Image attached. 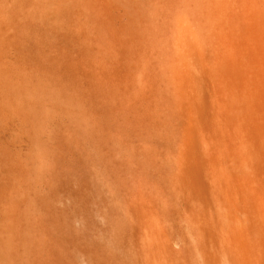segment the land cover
<instances>
[{
	"label": "rangeland",
	"instance_id": "1",
	"mask_svg": "<svg viewBox=\"0 0 264 264\" xmlns=\"http://www.w3.org/2000/svg\"><path fill=\"white\" fill-rule=\"evenodd\" d=\"M186 1L0 0V264H264V0H231L207 51L170 44L165 86L153 49ZM147 60L125 145L86 134L89 100L131 98ZM42 144L60 156L35 192Z\"/></svg>",
	"mask_w": 264,
	"mask_h": 264
},
{
	"label": "bare ground",
	"instance_id": "2",
	"mask_svg": "<svg viewBox=\"0 0 264 264\" xmlns=\"http://www.w3.org/2000/svg\"><path fill=\"white\" fill-rule=\"evenodd\" d=\"M200 1V0H199ZM193 2V3H192ZM231 0H206L205 4H203V10L207 11L208 17L211 20V28L205 29V21L203 18V10H202V4L199 5L198 1L192 0L191 3L193 4L189 11L190 14L182 15V14H175L178 16L175 22L174 26L178 27L179 34L177 35V39L174 41V36L171 35L168 37L167 42L162 41L163 34H158L159 36V45L156 46L153 50V54H156L159 59V64L161 68V72L163 75V79L166 82H163V84L166 86L168 81H174L175 75L171 67L176 62L175 58H171L168 55V51L173 48L174 51L177 53H180L183 51L184 48L187 49L189 54L193 56L196 53V46H198L199 49L207 51L210 47H214L217 43V37L216 32L219 26V20L222 15V12L224 9L229 7ZM189 1H186V4H188ZM189 3V4H191ZM188 6V5H186ZM197 7V8H196ZM199 8H201V12H199ZM186 10V11H187ZM198 10V11H196ZM197 12V16L192 15L191 12ZM200 14H199V13ZM169 13L173 14V11L169 10ZM174 15V16H175ZM181 17H180V16ZM205 29V30H204ZM175 43V44H173ZM170 44H173L170 47ZM141 72L139 75V81L138 86L133 89L134 91L131 94V98L126 96L125 98H119L118 101H113L109 110L105 111V107L107 105V102L110 99V96H103L101 98L102 105L100 107H96L91 100H89V104L85 106V110L81 113L83 116V120L86 122V125L83 128V131L86 134L91 133L92 128L87 125V123H91L93 128H97L99 130L109 129L112 124L115 125V133L114 136L117 139L118 142L115 144L119 147V145L122 147L125 145V140L127 136V127L129 122V115L130 112L137 111V106L141 103L146 102L145 94H144V88H146L150 83L151 80L156 76V73L153 71V66L150 60H147L146 63L141 67ZM192 66L189 64H184V67L182 69L181 73V83L184 87H188L189 93L187 94V98L190 100L194 99L193 95V89L188 85L187 81V75L191 72ZM153 81V80H152ZM204 90L207 89V86H202ZM166 91H169L170 89L165 87ZM190 104L192 102H189ZM207 105V101L202 103V107ZM193 106L190 105L189 108H192ZM98 125V127L96 126ZM77 128L73 129L76 130ZM93 146L96 150V152H100L103 156L108 153V150L106 148H101L97 141H92ZM122 151H124L122 149ZM60 155L56 151V149L52 152L49 146L42 144L38 147V154H37V160H38V171L37 174L34 177V181L32 184V189L35 192H39L41 189L45 188L48 184H50L51 177L53 175L54 171V159L55 157L58 158ZM221 167H225L224 162H221ZM125 166L123 165L121 168H119L120 171L124 172ZM121 206H125V203L121 202ZM152 232V234H151ZM150 235L152 237L151 240H154L156 243L158 242V233L151 231ZM160 238V237H159ZM38 239L41 241H45L48 238L46 237V234L41 233L38 236ZM157 240V241H156ZM153 242V241H152ZM154 242V243H155ZM151 245H154L151 243ZM162 260L164 258L163 254L162 257L159 256ZM159 260V259H158ZM167 261V260H166ZM165 262V259H164ZM162 260V263H164ZM167 263V262H166Z\"/></svg>",
	"mask_w": 264,
	"mask_h": 264
}]
</instances>
